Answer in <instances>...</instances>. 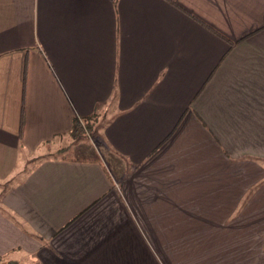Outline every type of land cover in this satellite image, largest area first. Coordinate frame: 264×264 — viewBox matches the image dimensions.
Segmentation results:
<instances>
[{
    "label": "crops",
    "instance_id": "0c3cea01",
    "mask_svg": "<svg viewBox=\"0 0 264 264\" xmlns=\"http://www.w3.org/2000/svg\"><path fill=\"white\" fill-rule=\"evenodd\" d=\"M0 264H264V0H0Z\"/></svg>",
    "mask_w": 264,
    "mask_h": 264
},
{
    "label": "trees",
    "instance_id": "16d2710c",
    "mask_svg": "<svg viewBox=\"0 0 264 264\" xmlns=\"http://www.w3.org/2000/svg\"><path fill=\"white\" fill-rule=\"evenodd\" d=\"M92 117L81 118V117H74L72 119L71 130L69 135L72 138H78L80 136H84L85 134H89L91 132V125L90 121ZM66 147H60L53 151L47 150L43 155L39 156V161L44 158H68L65 154ZM41 159V160H40Z\"/></svg>",
    "mask_w": 264,
    "mask_h": 264
},
{
    "label": "rangeland",
    "instance_id": "374dc122",
    "mask_svg": "<svg viewBox=\"0 0 264 264\" xmlns=\"http://www.w3.org/2000/svg\"><path fill=\"white\" fill-rule=\"evenodd\" d=\"M96 133H98V130L96 131V130H93V131H91V133H89V134H91L93 137H94V135H96ZM94 134V135H93ZM67 138H64V141L66 140ZM72 139V138H71ZM69 140V139H68ZM72 153V152H71ZM66 154H70L69 152H66ZM36 160H37V157H36V155L35 156H33V157H31V158H28L27 160H24V164H22V167L20 168V167H18L17 168V171L15 172L16 174V178H15V180H17L20 176H22V172L24 171V172H26L30 167H32L34 164H35V162H36Z\"/></svg>",
    "mask_w": 264,
    "mask_h": 264
}]
</instances>
